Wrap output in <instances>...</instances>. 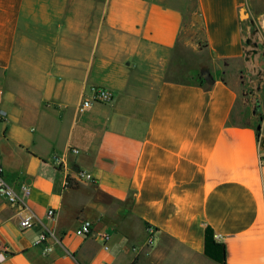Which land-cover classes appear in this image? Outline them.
Returning <instances> with one entry per match:
<instances>
[{"label": "crops", "instance_id": "0c3cea01", "mask_svg": "<svg viewBox=\"0 0 264 264\" xmlns=\"http://www.w3.org/2000/svg\"><path fill=\"white\" fill-rule=\"evenodd\" d=\"M189 2L0 0V167L30 188L24 206L0 198V264H218L206 228L226 264H264V99L255 125L228 124L226 80L176 78ZM196 2L210 61H244L248 0ZM91 86L114 99L79 113ZM85 221L91 233L76 235Z\"/></svg>", "mask_w": 264, "mask_h": 264}, {"label": "rangeland", "instance_id": "374dc122", "mask_svg": "<svg viewBox=\"0 0 264 264\" xmlns=\"http://www.w3.org/2000/svg\"><path fill=\"white\" fill-rule=\"evenodd\" d=\"M190 2L184 10L187 17L184 19V27L182 29L178 45L174 50V65L171 71L174 73H182L183 76H178L177 79L191 81L195 72L202 73L205 81L210 82V77H222L226 80L237 92L238 99L232 115V121L237 124L255 125L257 121L254 119L256 113V102L260 103V99H264V72H259L253 66L257 62L245 65L243 60H231L214 64L210 61V57L204 49V34L202 23L194 10V0ZM246 11L253 18L254 26H251L249 34L254 28L260 29L264 16V0H248ZM194 14V15H192ZM248 20V19H243ZM261 30V29H260ZM255 40L264 43V38L258 34ZM173 74V73H172ZM263 80V83L260 82ZM211 264V263H209Z\"/></svg>", "mask_w": 264, "mask_h": 264}, {"label": "built area", "instance_id": "2783aa9c", "mask_svg": "<svg viewBox=\"0 0 264 264\" xmlns=\"http://www.w3.org/2000/svg\"><path fill=\"white\" fill-rule=\"evenodd\" d=\"M114 96L113 93L104 88V87H98V86H91L88 88V95L83 97L78 106H77V112L82 113L87 111L93 104H109L113 101ZM57 166H61L60 162H57ZM260 166L264 167V158H261L260 160ZM77 183H88L92 181V175L87 173L86 171H79L77 172L76 176L73 178ZM70 180V179H69ZM68 180V181H69ZM30 194V188L27 186H11L7 183L5 177H4V171L3 168L0 167V198L5 200L8 204L20 207L25 205V199ZM48 215L51 216L53 214L52 210H49ZM32 221L31 217H22L20 219V227L22 229H27L32 227ZM149 234V239L147 240L145 247L139 248V250L143 251V249H147L143 252V255L145 257H148L151 249H152V235L154 234V229L148 227L147 228ZM91 233V224L88 221H85L82 223V225L76 229L75 234L79 236H87ZM45 236L42 235L41 239H43ZM99 239L102 242V248L103 250L107 251L109 249L108 241L110 239V236L107 233H102L99 236ZM138 250V251H139ZM4 260V256L2 253H0V262Z\"/></svg>", "mask_w": 264, "mask_h": 264}, {"label": "trees", "instance_id": "16d2710c", "mask_svg": "<svg viewBox=\"0 0 264 264\" xmlns=\"http://www.w3.org/2000/svg\"><path fill=\"white\" fill-rule=\"evenodd\" d=\"M195 3V9L198 12L197 2L194 0ZM199 14V13H198ZM197 14V15H198ZM208 77H210V82H206L205 78L203 77L202 73L195 72L194 77L192 78L189 83L198 85L200 87H206L209 88L212 84L214 78H211L209 74H207ZM233 121H228V124H232ZM233 124H236L233 122ZM242 126H245L244 124H241ZM148 226L146 225V228ZM204 256L208 259L218 263V264H226V248L223 243H218L213 239L212 230L210 228L205 229V248H204ZM132 264H135L134 262Z\"/></svg>", "mask_w": 264, "mask_h": 264}, {"label": "water", "instance_id": "95a60500", "mask_svg": "<svg viewBox=\"0 0 264 264\" xmlns=\"http://www.w3.org/2000/svg\"><path fill=\"white\" fill-rule=\"evenodd\" d=\"M239 13H240L241 19H249L251 26H254V21L249 18L250 16L248 12L246 11V7H242ZM263 20H264V16H263ZM261 33L263 34L264 31L254 28L251 34H249L247 38L245 39V43L246 45H248V49L246 50V53H245L244 62H245V65L248 67H251V65L249 64L250 61L252 64H254L256 63L260 55L264 54L263 52L262 53L259 52V42L255 40L256 35L258 34L261 35ZM261 45L263 46L264 43H261ZM253 68L255 69V66H253ZM257 129L259 130L260 126H258Z\"/></svg>", "mask_w": 264, "mask_h": 264}, {"label": "flooded vegetation", "instance_id": "af4514ba", "mask_svg": "<svg viewBox=\"0 0 264 264\" xmlns=\"http://www.w3.org/2000/svg\"><path fill=\"white\" fill-rule=\"evenodd\" d=\"M256 107H258V102H256Z\"/></svg>", "mask_w": 264, "mask_h": 264}]
</instances>
